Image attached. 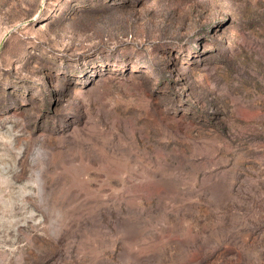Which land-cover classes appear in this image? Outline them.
Masks as SVG:
<instances>
[{"label":"rangeland","instance_id":"374dc122","mask_svg":"<svg viewBox=\"0 0 264 264\" xmlns=\"http://www.w3.org/2000/svg\"><path fill=\"white\" fill-rule=\"evenodd\" d=\"M0 264H264V0H0Z\"/></svg>","mask_w":264,"mask_h":264}]
</instances>
